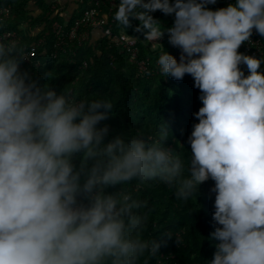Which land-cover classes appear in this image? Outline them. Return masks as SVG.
<instances>
[{
  "label": "clouds",
  "instance_id": "obj_1",
  "mask_svg": "<svg viewBox=\"0 0 264 264\" xmlns=\"http://www.w3.org/2000/svg\"><path fill=\"white\" fill-rule=\"evenodd\" d=\"M120 0L114 20L160 40L150 13L174 15L163 75H190L202 107L194 113L184 166L169 148L117 135L106 141L110 101L76 102L39 85L20 68L14 45L0 43V264H137L157 240L141 232L146 207L108 192L136 178L159 177L187 200L211 179L215 193L211 264H264V72L261 59L238 52L253 30L264 37V0ZM132 38V37H129ZM246 66L245 76L240 66ZM164 128L162 136L167 137Z\"/></svg>",
  "mask_w": 264,
  "mask_h": 264
},
{
  "label": "trees",
  "instance_id": "obj_2",
  "mask_svg": "<svg viewBox=\"0 0 264 264\" xmlns=\"http://www.w3.org/2000/svg\"><path fill=\"white\" fill-rule=\"evenodd\" d=\"M49 1L51 0H0V10L10 8L12 15L9 19L0 18V35L8 31L16 32L20 41L15 50L23 58L27 52L34 51L31 62L24 59L21 63V70L27 72L29 77L41 86L53 70L65 75L66 85L57 94H67L76 102L110 101L113 105L112 117L99 125L109 126L106 141L121 135L126 140L142 138L149 146L158 143L161 147L171 149L174 157H179L184 166L182 176L187 177L191 160V147L187 141L192 126L198 123V120L195 119L188 125L180 121L181 127L168 133L166 138L162 136L163 131L158 129L161 122L166 121L174 103L177 104V111L184 116L198 112L203 106L198 98L199 89L196 88L198 94L193 93L186 89L183 80L177 81L162 74L158 64L161 55L150 49L145 40V30L140 31L143 32V39L139 38L137 47L139 60L147 62L148 74H140L137 65L131 63L128 51L104 34L95 44L74 39L66 56L62 59L61 55L54 56L56 37L52 31L53 23L58 22L63 35L67 37L76 21L90 7L88 1L83 0L79 6L82 9L74 10L64 18L59 11H55V14L43 13V10L48 8ZM31 2L42 11L40 15L34 16L28 9ZM119 2L120 0H100L97 6L93 5L107 23L111 24L113 36L120 33L117 29L118 23L114 20ZM173 2L174 0H170V3ZM227 6L224 0H217L216 4L207 7L215 11ZM150 15L160 22L163 32L173 26L174 15L166 16L160 11ZM23 24L29 25L27 32L21 30L20 26ZM131 24L132 27L128 28L127 33L137 36L138 32L134 29L139 25V21L132 20ZM39 28L41 30L36 35L29 34ZM91 31L93 30H89V33ZM168 39V36L164 37V52L174 57V53L180 50L171 46ZM39 41L41 43L38 45ZM256 58L264 61V54ZM36 63L38 65H35ZM241 70L245 76L248 75L246 66L242 65ZM258 71L264 72V63ZM107 81L113 88L107 85ZM155 81L159 84L158 90L152 92L150 88ZM171 91L175 96L174 103L170 99ZM137 112L147 113L155 121L150 122L148 126L141 125L142 122L132 123L131 117ZM214 186V181L209 179L199 185L198 190L186 201L178 199L175 195L176 188L169 187L159 177L145 182L134 178L107 190L130 194L133 199L146 203L145 208L136 210L138 213H147L148 217L141 235L145 240H157L160 247L155 255L146 252L137 264H211L216 245L219 243L211 237V233L219 227L212 219L215 211V193L210 190ZM172 254L176 256L175 260L170 258Z\"/></svg>",
  "mask_w": 264,
  "mask_h": 264
},
{
  "label": "built area",
  "instance_id": "obj_3",
  "mask_svg": "<svg viewBox=\"0 0 264 264\" xmlns=\"http://www.w3.org/2000/svg\"><path fill=\"white\" fill-rule=\"evenodd\" d=\"M224 1L228 5L235 3L234 0H224ZM0 18L1 19L12 18L10 8L1 9ZM93 29L101 30L104 36H107L108 38L112 39L117 45L124 47L128 51L131 63L137 65L139 69V73L148 74V71L146 69L147 62L145 60H139V50L137 47V42L139 38L137 36L129 35L123 32H120L118 35L113 36L111 24H108L106 19L102 16L101 12L95 8L88 9L84 12L82 17H80L76 21L75 26L71 29L67 37L63 35L60 24L58 22L53 23L52 31L56 37V43L54 45L55 52L53 55L55 56L57 54L58 46L69 47L74 39H78L79 41H82V36L83 35H85V37L86 35L89 36V30H93ZM80 31L83 32L80 33ZM19 41H20V37L15 32L8 31L0 35V43L14 45L16 47L19 44ZM40 43L41 41H39L38 45ZM147 43L152 51H156L160 55L164 54L163 37L158 41H152V42L147 41ZM238 52L254 57L263 55L264 37L259 36L255 32V30H253V35L250 37V41L243 43L241 47L238 49ZM33 54H34L33 50L27 52L24 55L25 61L30 62V59L33 56ZM179 56H180V51H176L174 53V58L179 59ZM84 65L86 64L84 63ZM170 258L172 260H175L176 256L172 254ZM173 264H179V263L173 262ZM185 264H190V263H185Z\"/></svg>",
  "mask_w": 264,
  "mask_h": 264
},
{
  "label": "rangeland",
  "instance_id": "obj_4",
  "mask_svg": "<svg viewBox=\"0 0 264 264\" xmlns=\"http://www.w3.org/2000/svg\"><path fill=\"white\" fill-rule=\"evenodd\" d=\"M88 1V6L90 7L89 9L94 8L93 5H98L97 3H100V0H87ZM83 2V0H51L49 1V6L48 8L43 10L44 14H55V11H59V13H61V17H63L65 12H70V14L75 10L78 9H82L79 8V6H81V3ZM61 3V4H60ZM63 3V4H62ZM28 9L32 11V13L34 14V16L40 15L42 13L41 10H39L37 8V5L34 4V2L29 3L28 5ZM21 30H24L27 32L29 25L28 24H23L20 26ZM117 29L119 30V32H123V33H127L128 28H124L122 25H117ZM41 30V28L36 29V30H32V32H30L29 34L31 36L36 35L37 33H39ZM93 30H98V29H93ZM14 32V31H11ZM92 32L89 33V36L83 35L82 36V41L83 42H88L91 44H95L96 41L100 38L97 36H93ZM16 33V32H15ZM128 34V33H127ZM19 36V35H18ZM168 36L167 31H164V35H163V43H164V37ZM137 37L138 38H142L143 37V32H138L137 33ZM169 38V37H168ZM143 39V38H142ZM72 46L70 45L69 47L67 46H58L57 47V54L58 56H60V59H62L64 56L67 55V51L70 50ZM25 55V54H24ZM31 62V60H30ZM35 65H38V63H36ZM67 77L65 75H61L58 71L53 70L51 72V74L42 82V86H44L45 88L49 87L52 90L56 91V93H59L62 89L63 86L66 85V80ZM185 87L187 90L192 91L193 93L198 94V92L196 91L197 89L193 86L194 82L193 79L190 75H185L184 78L182 79ZM107 85H109V87L113 88V85L107 81ZM158 82L155 81L152 86H151V91H157L158 90ZM73 99V97H71ZM170 99L171 101H173V103L175 102V96L173 94V92L171 91L170 93ZM131 121H133L132 123H144L141 125L145 126L148 124H150V122L155 121L154 118H152L151 116H149L147 113H135V115H133L131 117ZM180 121L184 124V125H188L189 123L195 121V117L192 113H190L188 116H184L182 113L177 111V104L174 103L173 107H171L170 113L168 114V116L166 117V121L161 122L160 128L158 129V131H163V129L165 128L167 130V133H172L174 132V130L176 128H180L181 126L179 125Z\"/></svg>",
  "mask_w": 264,
  "mask_h": 264
},
{
  "label": "crops",
  "instance_id": "obj_5",
  "mask_svg": "<svg viewBox=\"0 0 264 264\" xmlns=\"http://www.w3.org/2000/svg\"><path fill=\"white\" fill-rule=\"evenodd\" d=\"M60 1V0H59ZM61 4V3H60ZM63 4V3H62ZM70 15V12H65L63 17L64 18H67L68 16ZM92 35L93 36H97V37H101L103 35V32L101 30H93L92 32Z\"/></svg>",
  "mask_w": 264,
  "mask_h": 264
}]
</instances>
